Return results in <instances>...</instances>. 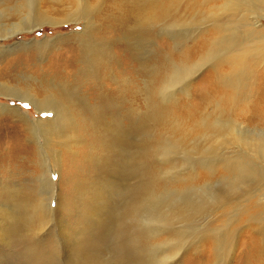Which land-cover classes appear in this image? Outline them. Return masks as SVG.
Instances as JSON below:
<instances>
[{"label": "rangeland", "instance_id": "1", "mask_svg": "<svg viewBox=\"0 0 264 264\" xmlns=\"http://www.w3.org/2000/svg\"><path fill=\"white\" fill-rule=\"evenodd\" d=\"M78 1L80 2V0ZM78 1L75 3L74 0H35L34 4L35 6L38 4L40 17H49L50 21L48 20V22L43 19V23H41L42 26L35 31H23L11 37L0 38V82L6 83L8 80L11 84H18L20 87L31 85L30 82H32L34 83L33 86L36 91L45 87L44 94H50L52 91L57 92L61 87L60 85L63 83L70 88L77 86L78 91L81 90L79 93L86 96V101L94 107L99 115H106L108 122H120L123 126H127L130 125L131 119L136 117L138 123L142 126V131H139L137 134L138 140L145 143L149 141V135H153V140L148 142L150 145V152H152V146L156 147L158 142L163 138L175 141L179 135L189 132L192 128L191 124L194 122V119L190 120L184 116H178L181 115L178 109L168 112L165 110V112L169 114L166 115L165 120L168 121L173 118V121L176 120L177 124L180 126L178 130L172 132L170 130L171 124L160 125V123L155 121L154 115L152 114L153 112L149 109V102L145 97L150 87L154 89L155 87H161L166 74L171 72L170 68L173 67V63L183 68H189L191 66V62L189 63V61L178 58L176 54L177 50H173V48L177 47L174 40H179V42H181L179 38L175 39V37L184 36L186 33L185 31L189 30V27L188 29L186 28L190 23L189 20L184 19L178 23L175 22L173 27L171 26L173 24V17L170 19V22L164 23L159 13L156 12L154 16L149 19V12L153 10L150 6L144 5L145 9L143 14H139L136 4L140 0H88L89 2L87 0H81L80 3ZM160 2L164 9L170 10L173 13L179 10L180 15H182V12L184 13L187 11L186 4L189 3L186 0H171L169 2H167V0H160ZM28 4L31 3L29 2ZM142 4L145 3H141V5ZM79 6L80 14H77V8ZM81 6L84 9H87V6L89 7L85 12H82ZM29 14L30 17L28 20L34 17V13ZM75 16L78 20L73 19ZM145 18L148 19V22ZM189 19L191 21L199 20L195 18ZM11 20H16L15 22L19 21L17 16L12 17ZM119 20L121 22L117 23ZM151 21H155V23ZM24 22H27V20ZM2 23L5 24V26L9 24L5 21ZM191 23L190 27L192 26V29L197 28V23L193 22L192 25ZM261 23V26H264V18H262ZM176 24H178L177 27ZM210 24V22H207L202 25V27H207ZM5 26L0 24L1 35L4 31L3 27ZM6 27L9 26L7 25ZM107 30L113 31L112 33H108ZM140 40L142 43L141 45L138 44ZM105 44L108 46L110 45L108 50L103 49ZM87 45H91L87 47L89 51H93L95 47L101 48L98 55L102 57L93 59L90 54V58H84L82 53L85 49L84 46ZM168 55H170L169 58H167ZM90 59L93 60L91 61ZM89 62L91 64H89ZM89 69H91V72ZM83 70H85V72ZM151 70L153 71L151 72ZM209 70V63L207 62H197L191 69V72L194 73L190 80L188 93H186V95L179 94L180 96L176 98L179 104L186 108L182 109V111L186 112L192 109V105L196 102L195 94L197 90L199 92L206 87V80L209 79L207 76ZM32 77L37 78V80L32 81ZM177 87L180 88L181 83L174 87H170V89ZM37 94L38 92H36V95ZM39 95H37V97ZM58 97L65 101L63 97L59 95ZM155 97L159 99L158 96ZM0 104L7 106L5 109H0V127L2 126V128L5 126V120L9 118V110H14L15 108H20L22 112L27 113L31 120L40 118L46 121L55 118V112L53 110L40 112L32 101L22 100L14 95L9 96L8 94L4 95L0 93ZM26 104L28 105L27 108L24 107ZM250 104L252 103L250 102L247 104V102L243 101L237 102L236 116L232 115V117L236 118V124L243 123L241 118L237 117V115H241L240 110L251 107L252 105ZM67 105H70L68 107L69 109L67 108L68 115L70 114L74 117V125H70L69 134H74L73 137H76L74 139L70 137L71 139H68V142L70 141L69 144L67 142L59 146L60 164H57L54 168L57 174L52 172L50 175L53 182L48 178V180L43 183V186H45H42L43 190H45V205L48 209V218L43 225L45 230L42 232V229L35 228L34 232L30 233L28 228L25 229L23 226L19 225L18 222L14 223V220H9L8 216L3 212V202H0V227H5V225L8 224L10 228L8 241L0 234V264H73L76 260V256L82 251L84 255L79 256L77 259L84 258V261L89 262V264H95V261H99L100 263L104 262L105 264H128L127 261V263H123L124 256L111 246L106 237L107 231L102 229L100 223L102 218L107 215L104 212L107 211L108 205L116 204L117 209L120 211L121 209H123V211H129V209L123 205L122 197H117L114 192H111L110 195H107V192L98 195L102 186H108L106 181L114 180L112 174L116 171L115 162L118 160L120 154L117 150L118 145L115 144L116 147H114L112 142L107 140V132L104 124L88 117V115H94L96 111H94V113L85 111L86 114H84L80 112L78 107L72 106L71 104ZM162 106V110L166 108L165 103ZM263 107V104L260 105V109ZM252 108L253 106L251 109ZM225 110L231 109L230 107H224V111ZM251 125H254V123ZM258 127H263L264 129L263 124H257L249 126L244 132H248L251 136H255V131H259L257 129ZM9 128L12 129L13 125L9 126ZM14 129L17 130L15 127ZM30 134L31 133H29V136ZM2 136L4 139V135ZM13 137L11 136L10 138L19 145V140L22 139V132L15 133ZM35 137H41V135ZM192 138H195L198 143L197 150H192L190 147L173 146L167 151H161V155L159 153L157 156V162H153L154 166H152V168L154 167V170H152V172L155 174L157 167H160L159 165H162L164 162L160 170V177H164L165 180H167L166 178H171L175 174L174 172H178L186 178L188 174L193 173V169L190 168V166H196V173L198 174L196 184L191 185L188 190L186 188L180 189L179 187L177 188L169 184L168 199L172 196L173 199L175 198L174 200L178 201L183 199L188 200V198L190 200L201 199L202 201L206 200L208 202L207 205H209L211 199L215 197L222 199L224 196L233 197V195L237 196L240 193H244L243 198H245V196L249 194L248 188H250L247 178L235 174H222V172H216L217 174L210 176L209 170L199 164V162H203L210 156L225 155L233 159L236 157L240 147L234 146L232 148L215 149L217 147L208 142L206 147L211 146V152L205 153L203 151V149H206V140L204 136L197 133L194 135L192 134ZM36 139L32 136L31 141H29V146L32 145V147L38 150ZM151 142H153L152 145ZM200 147L202 148L201 151L199 149ZM46 150L49 151L47 153V162L51 165V160L53 159L52 152L50 151L51 147H48ZM136 157L133 162H142L141 153L138 152ZM35 159L37 160V156L34 158L24 157L22 160L36 167L37 162H35ZM99 160L101 162H99ZM10 163L11 162L8 164L0 163V165H3L2 167L6 169ZM147 163L152 162L147 161L146 165ZM259 166L264 170V162ZM2 167L0 166V177L8 179L3 180V182L10 181L9 186L11 193H16L18 191L17 185H20L19 188L22 185L21 189H23L25 187L23 184L26 183V179L31 181V176L29 174L26 176L25 170H21L25 169L23 166L15 164L14 167L18 169H16L12 175H5V170ZM133 168L137 167L133 166ZM29 170L30 168H28V171ZM39 175L40 172L38 171L36 177ZM139 176V173H131L128 175L127 181L132 184L136 183ZM182 190L186 193H182ZM205 197L206 199H204ZM164 198L163 195L162 198L160 196L159 201L167 200ZM217 198L215 201H217ZM97 199L99 200L97 201ZM261 199H264L263 189L258 197L255 196L252 202L248 204V208L251 209ZM206 201L204 202L207 203ZM238 210L239 209L236 208V213ZM133 214H135L133 216L134 222L132 223L135 225L134 228L140 227V224L144 229L146 228V232H149V230H152L154 227L156 228L157 223L147 220L146 217L144 219L141 218L138 213ZM220 214L221 213H211V216H207V221L204 220L205 216L197 223H190L191 227H194L195 224H200L201 222L204 224L211 220L208 227L214 228L219 226V228H223L225 232L232 231L236 233L234 239H230L232 248H230L231 243L228 241L219 252H216L217 249L210 246L206 241L201 242L202 245L199 243L197 245L194 244L192 240H189L187 245L182 246V248L179 247L178 249H174L176 246L167 241L168 232H170L171 229H175L178 233L176 245L178 242L181 243L186 241L191 235L190 232L195 231L193 228L192 231H190L188 229V224L185 225L186 227H183L173 222V225L163 230L167 232V234L159 235L157 236L158 238L154 240V243L165 242V245H158V247L150 250V244H147L146 240H144L145 236L148 237L150 234L144 233V235H142L144 238L142 236V238L140 236L137 237V243L141 245L140 250L144 253L143 256L145 261L150 264H161L164 260L163 257L166 256L167 261L164 260L166 261L164 264H248L245 259L247 251L249 250L248 240L250 236L253 237L254 228L258 225L252 220L249 221V212L240 214L236 223L233 220L230 221L227 217H220ZM206 215L208 214L206 213ZM148 221L150 222L149 224ZM96 225L98 226L96 227ZM120 227L121 223L119 224V228ZM208 236L209 234H206L199 238H207ZM259 237L260 233L256 231L255 239H257L258 242L260 240ZM169 240L171 241L172 239ZM87 241L92 243L90 254L87 252ZM260 242L262 243L261 240ZM176 253L178 254L176 255ZM218 253L219 256L217 258L215 255H218ZM205 254L207 256H204ZM130 263L135 264L137 262Z\"/></svg>", "mask_w": 264, "mask_h": 264}, {"label": "bare ground", "instance_id": "2", "mask_svg": "<svg viewBox=\"0 0 264 264\" xmlns=\"http://www.w3.org/2000/svg\"><path fill=\"white\" fill-rule=\"evenodd\" d=\"M77 1L78 0H74L75 3ZM169 1L171 0H167V2ZM186 1L189 3L186 4L187 11L184 13L182 12L183 16L180 15L179 10H176L173 13L170 10L164 9L160 4V0H140L136 4L139 14H143L145 6L151 7L153 11L149 12V19H151L156 12L159 13L160 17L163 19L162 22L164 23L170 22V19L173 17V24L171 25L173 27L175 22L178 23L184 19L189 20L190 23L192 22L191 25L193 22L197 23V28L194 29L191 28L192 26L190 27L189 23L186 27L187 29L189 27V30L185 31V35L175 37V39L179 38L181 42H179L178 39V41L174 40L177 47H172L173 50H177L176 54L178 58L189 61V63L191 62V66L189 68H183L178 64L173 63V67L170 68L171 72L169 70L170 73L166 74L161 87H155V89L150 87V89L147 90V95L145 96L149 102V109L152 110L155 121L160 123V125L171 124L170 130L172 132L178 130L180 126L177 124L176 120L173 121V118L168 121L165 120L166 115H169L165 112V110L168 112L170 110L176 111L178 109L179 114H181L178 116H184L190 120L194 119V122L191 124L192 128L189 132L179 135L175 141L163 138L158 142L156 147L152 146V152H150V145L148 142L153 140V135H149L150 138L148 142L143 143V141L138 140L137 134L139 131H142V126L138 123L136 117H133L130 125L127 126H123L120 122H108L106 115H99L94 107L86 101V96L79 93L81 90L78 91L77 86L70 88L63 83L60 85L61 87L57 92L52 91L50 94H44L45 87L36 91L33 86L34 83L32 82H30L31 85L24 87H20L18 84V86L11 84L8 80L6 83L0 82V93L4 95L8 94L9 96L14 95L22 100H30L40 112L50 110L55 112V118L53 120L51 119L45 121L40 118L37 120H31L27 113L22 112L20 108H15L14 110H9V118L5 120L4 128H2V126L0 127V163L8 164L11 162L8 166L6 165V169L2 167L3 165H0L5 170L4 174L12 175L15 170L18 169L14 167L15 164H18L25 168L21 170H25L26 176L28 174L31 176V181L26 179V183L23 184V186H25L23 189H21L22 185L20 188V185H17L18 191L16 193L10 192V181L3 182V180L8 179L0 177V202H3V212L6 216H8L9 220H14V223L18 222L19 225L23 226L25 229L28 228L30 233H33L35 228L42 229V232L45 230L43 225L48 218V209L45 205V190H43V187L45 186H43V183L46 182L48 178L51 182H53L50 175L52 172L56 173L54 168L57 164H60L59 146L67 143L68 139H74L76 137H73L74 134H69L70 125H74V117L73 115H68L67 111V108L70 106L67 104H71L72 106L78 107L80 112L84 114H86L85 111L93 113L96 111L94 115H88V117L104 124L107 132V140H110L114 147H116L115 144L118 145L117 150L120 154L118 156V160L115 162L116 171L112 174L114 176V180L106 181V183H108L107 187L102 186V188L100 186L102 189L99 187L100 191L98 195L104 192H107L106 194L110 195L111 192H114L117 197H122L121 199H123V205L129 209V211H123V209L120 211L117 209L116 204L108 205L107 211L104 212L107 215L106 217H103L100 222L102 229L107 231L106 237L111 246L124 256L123 263L128 262L129 264L130 262H137L135 264H147L148 262L145 261L143 256L144 253L140 250L141 245L137 243V237H141L144 233H149L150 235L148 237H142L146 240L147 244H150V250L158 247V245H165V242L154 243V240L158 238L157 236L159 235L167 234V232L163 230L167 229L168 226L173 225V222H176L174 224H179L183 227H186L185 225L188 224V229L192 231L193 228L195 231L190 232L191 235L186 241L181 243L178 242L176 245L175 243L177 242L176 239L178 233L175 229H171V231L168 232L169 235L167 237V241L176 246L174 249H178L179 247L182 248V246L187 245L189 240H192L193 243L197 245L198 243L201 244V242L206 241V243L210 244V246L217 249L216 252H219L228 241L231 243L230 248H232V242H230V239H234L236 233L232 231L225 232V230L223 228H219V226L214 228L208 227L211 220H209V222H205L204 224L202 222L200 224H195L194 227H191L190 223H197L205 216L204 220L207 221L206 218L207 216H211V213H221L220 217H227L230 221L233 220L236 223L240 214L249 212V221L252 220L258 226L254 228L253 237L250 236L248 240L249 250L247 249V256H245V259L247 260L246 263L264 264V199H261L251 209L248 208V204L252 202V199H254L255 196L258 197L262 189L264 190V170L259 166L264 162V129L263 127H258L257 129L259 131H255V136H251L248 132H244V130L249 128V126L257 124L264 125V107L260 109V105H264V26H261L262 18H264V0ZM29 2L31 4H28ZM34 2L35 0H0V24L5 26L2 22L5 21L9 23L7 24L9 27H6L7 25L3 27L4 31L2 30L3 34H0V38L11 37L23 31H35L42 26L41 23H43V19L45 21L50 19L45 16L40 17L38 4L35 6ZM141 3L145 4L141 5ZM88 7L89 6H87V9ZM87 9H84L81 6L82 12H85ZM79 11L80 6L77 8V14H80ZM29 13H34V17H31V19L28 20L30 17ZM14 16H17L19 20L18 22H15L16 20H11ZM189 18L199 20L191 21ZM73 19L78 20L76 16ZM25 20H27V22H24ZM146 21L148 22V19H146ZM118 22L121 21L119 20L117 23ZM207 22H210L211 24L207 27H202V25ZM153 23H155V21ZM177 26L178 24H176V27ZM107 31L108 33H112L113 30ZM138 42V44H142L141 40ZM88 46L91 45L84 46L85 49L82 53L84 58L88 59L90 54L93 59L102 57L101 55H98L101 48L95 47L93 51H89L87 49ZM109 48L110 45L108 46L105 44L103 46V49L108 50ZM169 57L170 55H168L167 58ZM93 59L90 60L92 61ZM197 62L209 63L210 70L207 74L209 79L206 80L207 84L205 88L199 92L197 90L195 94L196 102L192 105V109L184 112L182 109L186 108L181 106L176 98L180 96L179 94L186 95V93H188L190 80L194 73L191 72V69ZM89 64L91 63L89 62ZM90 70L91 69H89V71ZM83 71L85 72V70ZM152 71L153 70H151V72ZM31 79L32 81L37 80V78L34 77ZM179 83H181V87H177L178 90L177 88L170 89V87H174ZM36 92H38L37 95L40 93L38 97ZM58 95L63 97L65 101L59 99ZM155 96H158L159 99ZM240 101L247 102V104L251 102L252 104L250 105H252L253 108L251 109V106L247 109L240 110L241 115H237V117L241 118L243 123L236 124V118L232 117V115L236 116V104ZM162 102L163 104H166V108L163 110L161 109L163 108ZM6 107L7 106L0 104L1 110ZM224 107H230L231 110L224 111ZM252 123H254V125H251ZM12 125L13 128L10 129L9 126ZM14 127L17 130H15ZM17 132H22V139L20 138L21 140H19V145H17L18 143H15L16 141L13 142L12 138H10L11 136L13 137V135L15 136V133ZM29 133H31L30 136ZM197 133L202 134L206 140V149H203L205 153L211 152V146L206 147L208 142L215 145L217 147L215 149L232 148L234 146L240 147L236 157L233 159L220 154L221 156L207 157L203 162L200 160L201 162H199V164L209 170L210 176H214V174H217L216 172H222V174H235L240 177L247 178L250 188H248L249 194L246 195L245 198H243L244 193H240L237 196L233 195V197L224 196L222 199L215 197L211 199L209 205H207L208 202L206 200L204 201L207 203L201 199L190 200L188 198V200L183 199L178 201L174 200L175 198L173 199V196H170L171 198L168 199L169 197L167 194L169 193V184L171 186L174 185L177 188L179 187L180 189L186 188L187 190L190 189L189 187L191 185L196 184L198 178L196 166H190V168L193 169V173L188 174L186 178H184L182 174L174 172L175 174L171 178H166L167 180H165L164 177H160V170L164 162L162 165H159L160 167L156 166V174L152 172V170H154V167L152 168V166H154L153 162H157V156L161 151H167L173 146L190 147L192 150H197L198 143L195 138H192V134L194 135ZM2 135H4V139ZM39 135H41V137H35ZM32 136L35 139L38 138L36 139L38 150L32 147V145L29 146V141H31ZM152 143L153 142H151V145ZM48 147H51L50 151L53 155L51 165L47 162V153L49 151L46 149ZM199 149L200 151L202 150L201 147ZM138 152L141 153L142 162L136 163L133 162V160ZM36 156V167L28 164L27 161L23 162L22 160L24 157L34 158ZM147 161L152 163H147L146 165ZM99 162L101 161L99 160ZM133 166L137 168H133ZM28 168H30L29 171ZM38 171L40 172V175L36 177ZM131 173L140 174L136 183L132 184L127 181V177ZM184 192L182 190V193ZM162 195L165 197L164 199L167 200L159 201V198L160 196L162 198ZM216 198L217 201H215ZM204 199H206V197ZM98 200L99 199H97V201ZM236 208L239 209L237 213ZM133 213H138L141 218L144 219L146 217L147 220L157 223L156 228L154 227L152 230H149V232H146V228L144 229L141 224L140 227L134 228L135 225L132 223L134 222L133 216L135 214ZM206 213L208 215H206ZM120 223L121 227L119 228ZM149 223L150 222L148 221V224ZM97 226L98 225H96V227ZM118 228L120 229V232ZM9 229L8 224H6L5 227H0V234L6 241L9 240ZM256 231L260 233L259 239L262 243L260 240L259 243L258 240L255 239ZM206 234H209L207 238H199L200 236H204ZM169 239L172 240L170 241ZM86 247L87 252L90 254V247H92V243L87 241ZM177 254L178 253H176V255ZM82 255H84L83 251L76 256V260L73 264H89V262L84 261V258L77 259ZM204 256L207 255L205 254ZM216 256L218 258L219 253L218 255H215V257ZM163 259L167 261L166 256L163 257ZM164 260L161 264L166 262ZM95 262V264H105L104 262Z\"/></svg>", "mask_w": 264, "mask_h": 264}, {"label": "snow or ice", "instance_id": "3", "mask_svg": "<svg viewBox=\"0 0 264 264\" xmlns=\"http://www.w3.org/2000/svg\"><path fill=\"white\" fill-rule=\"evenodd\" d=\"M24 107H26V108H27V107H28V105L26 104V105H24Z\"/></svg>", "mask_w": 264, "mask_h": 264}]
</instances>
